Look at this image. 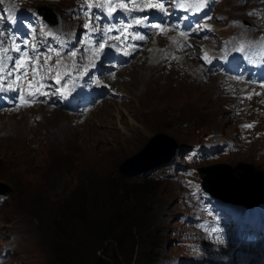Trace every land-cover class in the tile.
Masks as SVG:
<instances>
[{
  "label": "rangeland",
  "instance_id": "374dc122",
  "mask_svg": "<svg viewBox=\"0 0 264 264\" xmlns=\"http://www.w3.org/2000/svg\"><path fill=\"white\" fill-rule=\"evenodd\" d=\"M50 5L60 6L56 2ZM252 7L255 14L250 15L252 11L244 12L240 7L234 10L231 0L220 4L223 13L253 22L247 25L248 29L256 26L264 32L261 22L264 0H256ZM154 59L140 56L120 72V79L113 78L112 83L118 84L124 94L98 105L81 123H75V118L62 110L48 111L42 106L0 116V183L11 187L4 191L7 199L0 212L1 241L5 242L0 264H64L66 260L60 262L52 246L64 240L68 245L75 244L70 233L63 236L57 225V208L66 198L68 188L76 191L84 188L89 202L105 198L112 189L109 184L116 183L121 175L117 167L120 161L128 155L139 156V149L156 134L152 140L166 136L174 142L171 154L167 156L164 151L157 157V160L170 158L167 170L172 178L160 177L157 169L149 171L152 180L158 182L148 185L146 192H128L122 210L129 220L146 222L151 233L162 240L152 264H165L170 261L165 257L167 254H178L176 240L181 231L195 246L194 250L180 253L189 260L186 264H227L232 256L227 247L236 243L234 252L252 250L232 264H257L256 258L262 254L253 250L255 244L244 247L253 222L234 217L241 207L208 203L202 190L199 192L201 175L196 169L223 161L231 166L238 181H264V136L248 141L237 133L240 114L245 111L248 114L242 105L250 102V98L247 93L232 96L231 70L223 80L217 79V72L209 82L201 84L185 76L184 70L191 63L188 57L182 63L179 60L172 69L156 65ZM262 109L257 112L258 120L248 123L256 133L264 126V106ZM34 112L42 114L41 120L31 119ZM222 140L228 141L225 150L212 156L194 150L195 146H203L201 143L214 145ZM156 141L150 142V146ZM18 170L26 171L27 175L20 186H15L12 178H19ZM145 176V173L134 176V182H142ZM113 188L111 193L126 187ZM235 194L242 195L237 190ZM97 203L89 205L92 216L111 210L104 205L96 206ZM249 213L257 217L260 212ZM72 227L81 231L78 225ZM92 239L87 237L86 242L75 239L77 246L85 247L89 257L84 259L77 254L78 261L74 262L92 264L96 260L91 254ZM4 252L8 257L2 260ZM120 259L123 264H145L137 255L128 258L127 254Z\"/></svg>",
  "mask_w": 264,
  "mask_h": 264
},
{
  "label": "trees",
  "instance_id": "16d2710c",
  "mask_svg": "<svg viewBox=\"0 0 264 264\" xmlns=\"http://www.w3.org/2000/svg\"><path fill=\"white\" fill-rule=\"evenodd\" d=\"M159 169H161V166L158 167ZM145 175L143 181L140 183L134 182V176H119L116 183L109 184V188L112 189L107 193L108 195L105 198H99V201L95 202L88 201L84 188L77 191L71 189V187L68 188V194L60 205L61 209H59L60 207L57 208L59 216V223L57 225L58 230L63 233V236L68 237L70 233L75 244L68 245L67 240H64V243L62 241H57V244L53 243V253L58 255L57 258L60 262L66 260L64 264H77L73 260L78 261V255L80 258H88L89 253L85 250V247L77 246L78 240L75 242V239L80 238L81 242H86V238L91 237L94 238L92 239L91 254L96 259L92 264H123L124 261L120 258L127 254L128 258L129 256L131 258L132 255H137L144 260L145 264L153 263L158 256L162 240L157 235L151 233L146 222L143 223L141 219L129 220L126 213L123 215L122 211L128 192L132 194H139L142 191L146 192L148 185L158 182L157 180H152L148 172ZM127 184L133 186L129 188L126 186ZM118 186H125L126 188H123V191L119 189L111 193L114 189L113 187L116 188ZM96 202H98L95 204L96 206L104 205L107 209L111 210L106 214L100 212L98 215L92 216V213L89 211V205ZM137 218L140 217L137 216ZM144 220L146 221V219ZM72 224L74 226L78 225L81 231L77 232L76 228L72 227ZM108 244L110 246L106 248ZM176 246L178 254L172 252L165 257L175 259L178 264H184V258L178 256L186 250L187 246V238L182 233L177 235ZM123 248L126 249L123 250ZM128 250L129 253H127ZM123 251L126 254H123Z\"/></svg>",
  "mask_w": 264,
  "mask_h": 264
},
{
  "label": "water",
  "instance_id": "95a60500",
  "mask_svg": "<svg viewBox=\"0 0 264 264\" xmlns=\"http://www.w3.org/2000/svg\"><path fill=\"white\" fill-rule=\"evenodd\" d=\"M160 137H165V140L157 139ZM154 140H157L154 145H151L150 149L156 147V149L163 148V142L169 140L166 136H159ZM152 140L151 143L154 141ZM172 140V139H171ZM170 140V141H171ZM150 146V142L145 146L139 149L140 153L135 156H131V162L126 157L122 163L119 164V167H126L124 171H120L126 176H132L136 174L143 173L151 169L154 165L165 162L169 158L167 157L172 153L174 142L172 141L168 147V154L162 160H157L158 156H151L147 163H140L141 154ZM152 158V159H151ZM125 161V162H124ZM129 162V163H128ZM140 163L141 165H136ZM125 164V165H124ZM127 164V166H126ZM199 173L201 175V186L209 195L220 198L225 201L231 202H243L247 205H253L264 198V181L260 180H247V181H238L234 177V171L229 164L226 162H215L206 164L198 167ZM3 188H8L6 185L2 184ZM239 191L242 195H236L235 191Z\"/></svg>",
  "mask_w": 264,
  "mask_h": 264
},
{
  "label": "snow or ice",
  "instance_id": "6c2138e0",
  "mask_svg": "<svg viewBox=\"0 0 264 264\" xmlns=\"http://www.w3.org/2000/svg\"><path fill=\"white\" fill-rule=\"evenodd\" d=\"M120 7L122 8H126V5H121ZM159 7L160 9H163L164 5L160 4V5H154V4H149L146 6L147 9H152V8H157ZM201 8L204 7V5L202 4L200 6ZM135 9H129V11H132ZM141 11H144L145 9H140ZM115 11H117L116 8H110L109 9V13L108 14H112ZM91 14V6H89V15ZM250 15L255 14V12H250ZM85 28L89 27V24H85L83 25ZM151 27L153 28H160L159 24H153L151 25ZM200 30H204V29H200ZM107 31H115V29L109 28ZM181 35H184V33H181ZM142 38V37H141ZM125 39H127V37H125ZM25 43V47L27 46L26 42ZM106 47V45H100V50H103ZM242 49L238 48L237 51H241ZM4 55V58H0V92L3 91H13V92H19V84L15 83L21 80L22 77H27L29 75L35 77L38 71V65H33L32 66V71L29 72L28 71V58H29V54L26 50H23L19 44L14 45L12 51H15L17 53H19V57L18 58H13L11 56H7L8 53V49H3L2 50ZM33 52H36L35 47L33 48ZM40 53L36 52V57L39 58L40 57ZM73 56H75V53L72 54ZM51 57H49L50 59ZM206 58V57H205ZM7 61V62H6ZM8 62L11 63V68H9ZM58 64L60 63L59 61L57 62ZM45 65H47V60H45ZM50 71V70H49ZM65 75H68V73H65ZM81 75H83V73H81ZM15 78V82L9 83L8 81L12 80V78ZM46 79V77L42 78ZM54 83L59 84L60 83V78L58 77L57 79H55ZM264 86V85H262ZM48 87H51V85H48ZM29 97L35 98L36 95H48V93L43 92V91H38L37 93H28L27 94ZM61 95L63 96V93H61ZM259 95V94H257ZM66 98V97H65ZM250 98V97H249ZM20 100L23 103H27V100L25 99V94L24 93H20ZM15 107H20V105L15 104ZM244 127H251V125H244Z\"/></svg>",
  "mask_w": 264,
  "mask_h": 264
},
{
  "label": "bare ground",
  "instance_id": "6f19581e",
  "mask_svg": "<svg viewBox=\"0 0 264 264\" xmlns=\"http://www.w3.org/2000/svg\"><path fill=\"white\" fill-rule=\"evenodd\" d=\"M148 58H152V55L151 56H148ZM186 59V56L183 58L182 56L180 57V62L182 63L184 60ZM147 65V64H146ZM122 66V65H121ZM149 65H147V67H148ZM152 67V66H151ZM140 76V75H139ZM212 85V84H211ZM5 98V95L3 94V93H1L0 92V102L3 100ZM106 102V101H105ZM100 108V107H99ZM120 108V107H119ZM43 110V109H42ZM91 112V111H90ZM56 115H58V114H56ZM55 115V116H56ZM61 117V116H60ZM15 119V118H14ZM54 119V118H53ZM55 121H56V119H55ZM51 122V121H50ZM49 122V123H50ZM53 123H56V122H53ZM66 123V122H65ZM7 124V123H6ZM10 125V124H9ZM63 126H64V124H63ZM63 128V127H62ZM20 130V129H19ZM157 135V134H156ZM155 135V136H156ZM154 136V137H155ZM18 137V136H17ZM153 137V138H154ZM152 138V139H153ZM151 139V140H152ZM157 139H162V140H165L166 138L165 137H160V138H157ZM151 140H150V142H151ZM149 143V142H148ZM170 143H171V141L170 140H167V141H165V142H163V148H161V149H156V147L155 148H153V149H150L149 150V148L151 147V146H148V148H146V150H144V152H142V154H141V159H140V163H147L148 161H149V159H150V157L151 156H159V155H163V153H164V151H167L168 152V147H169V145H170ZM152 159V158H151ZM140 163H138V164H136V165H141ZM121 168V170L122 171H124L125 170V168L126 167H120ZM0 192H1V189H0Z\"/></svg>",
  "mask_w": 264,
  "mask_h": 264
},
{
  "label": "clouds",
  "instance_id": "9594fccd",
  "mask_svg": "<svg viewBox=\"0 0 264 264\" xmlns=\"http://www.w3.org/2000/svg\"><path fill=\"white\" fill-rule=\"evenodd\" d=\"M207 83V82H206ZM129 156H131V155H128V156H126V157H129ZM126 157H124L120 162H122ZM129 159V158H128ZM125 162V161H124ZM129 163V162H128ZM160 163H162V162H160ZM160 163H158V164H160ZM12 164V163H11ZM158 164H156V165H158ZM14 165V164H13ZM125 165V164H124ZM156 165H154L152 168H154ZM126 166H127V164H126ZM117 167H118V170H119V173L122 175V176H125V177H131V176H126L125 174H123L121 171H120V169H119V166L117 165ZM128 167V166H127ZM14 168H15V165H14ZM151 168V169H152ZM150 170V169H149ZM148 171V170H147ZM147 171H145V172H147ZM145 172H143V173H145ZM143 173H140V174H143ZM27 175V174H26ZM25 175V176H26ZM121 175H119V176H121ZM136 175H138V174H136ZM136 175H132V176H136ZM0 189H2V188H0Z\"/></svg>",
  "mask_w": 264,
  "mask_h": 264
}]
</instances>
